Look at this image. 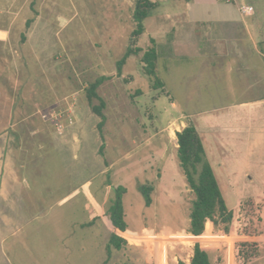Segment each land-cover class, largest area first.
<instances>
[{
	"label": "rangeland",
	"instance_id": "374dc122",
	"mask_svg": "<svg viewBox=\"0 0 264 264\" xmlns=\"http://www.w3.org/2000/svg\"><path fill=\"white\" fill-rule=\"evenodd\" d=\"M128 2L120 9L121 0H0V264L187 259L194 194L176 151L175 133L183 125L195 128L233 213L229 235L206 222L196 239L211 264H237L233 243L242 239L234 228L243 221L247 227L254 221L249 241H264L262 181L245 182L243 193L237 189L244 183L237 176V117L254 100L251 76L232 71V59L165 50L155 62L160 87L138 56L117 76L116 63L130 40L137 44L130 36L136 0ZM245 3L264 10V0ZM160 9L143 20L147 32ZM149 39L154 36L144 35L141 47ZM149 48L157 55L155 43ZM97 81L95 93L104 104L100 130L102 116L91 110L99 100L87 99ZM53 121L62 126L60 134ZM139 184L152 187L149 207ZM118 185L126 189L127 228L126 243L115 251L108 249L107 210ZM258 255L259 246L246 264ZM253 264H264V257Z\"/></svg>",
	"mask_w": 264,
	"mask_h": 264
},
{
	"label": "crops",
	"instance_id": "0c3cea01",
	"mask_svg": "<svg viewBox=\"0 0 264 264\" xmlns=\"http://www.w3.org/2000/svg\"><path fill=\"white\" fill-rule=\"evenodd\" d=\"M128 1L121 0L120 9L129 6ZM150 1L161 8L160 14L153 16L151 31L143 28L137 47L146 49L150 43H155V47H159L157 57L165 50L166 55L168 51L172 54L184 52L191 58L217 57L226 63L232 59L235 63L232 71L242 78L247 74L251 76L254 100L245 102L241 108H246L244 115L240 119L237 117V124L241 122L235 140L236 162L241 165L237 176L244 182L237 189L243 193L245 182L258 181H262L264 187V10H255L254 5L245 3L246 0ZM244 5L252 7L249 15L240 14L239 7ZM151 17L152 14L148 16ZM144 35H153L154 39H149L151 42L143 48L140 42ZM261 223L263 225L264 221ZM260 257H264V241L259 243V255L255 260Z\"/></svg>",
	"mask_w": 264,
	"mask_h": 264
},
{
	"label": "trees",
	"instance_id": "16d2710c",
	"mask_svg": "<svg viewBox=\"0 0 264 264\" xmlns=\"http://www.w3.org/2000/svg\"><path fill=\"white\" fill-rule=\"evenodd\" d=\"M155 8V2H151L150 0H136L132 13L135 28L130 34L131 38L138 39L139 35L143 32V20ZM130 55L139 57L140 62L144 64L146 75L153 82L154 86L160 87V82L155 75V62L157 59L155 50L153 48L143 50L137 47L133 40H130V46L116 63L117 76L121 75L122 67ZM99 83L97 81L91 84L87 92V99L89 102L92 98L99 100V104L92 106L91 110L96 116H102L101 121L97 124V129L100 130L104 121V115L100 111L103 109L104 104L95 93V89ZM175 137L179 165L183 171L187 185L194 194L189 212L188 230V236L193 240L191 252L187 259H179L176 261V264H211L208 254L200 247L196 239L203 234L206 222H211L214 227L221 225L225 236L227 234L229 235L231 233H229V227L233 223V213L226 206L195 128L192 125H187L180 131H177ZM112 188L114 192L113 198L107 210L111 226L108 249L112 247L115 250H119L126 243L125 230L127 226L124 219L122 203V196L126 193V189L121 185ZM137 190L143 198L145 207H149L151 204L150 194L152 187L139 184ZM238 210L241 212L244 211L243 208L241 210L238 208ZM247 226L248 223L243 221L237 228H234V234L242 239L233 243L234 257L237 264H246L248 260L258 254L259 245L256 242L249 241L247 238L254 236V221L251 226Z\"/></svg>",
	"mask_w": 264,
	"mask_h": 264
},
{
	"label": "built area",
	"instance_id": "2783aa9c",
	"mask_svg": "<svg viewBox=\"0 0 264 264\" xmlns=\"http://www.w3.org/2000/svg\"><path fill=\"white\" fill-rule=\"evenodd\" d=\"M239 12L241 15H249L252 12V8L250 6H240ZM71 122V121H70ZM70 122H68L70 124ZM54 123V121H53ZM54 125H56V129L58 130L59 134L62 132V126L58 124V122H55Z\"/></svg>",
	"mask_w": 264,
	"mask_h": 264
}]
</instances>
